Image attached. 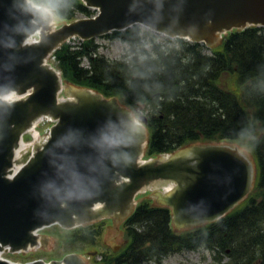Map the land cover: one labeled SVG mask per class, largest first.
<instances>
[{"label": "water", "instance_id": "obj_1", "mask_svg": "<svg viewBox=\"0 0 264 264\" xmlns=\"http://www.w3.org/2000/svg\"><path fill=\"white\" fill-rule=\"evenodd\" d=\"M82 1L98 15L50 31L53 17L47 9L29 0H0V97L30 91L23 100L0 101V244L12 251L33 245L37 233L31 231L43 226L70 229L101 218L121 220L141 188L175 183L172 192L160 196L180 229L222 218L252 189V162L237 146L195 144L140 160L145 118L138 121L115 97L85 88L70 86L65 94L72 100L58 101L61 78L43 59L70 36L88 40L133 25L216 46L219 33L264 27V0ZM36 30L39 42L23 46ZM41 114L57 119L51 137L32 158L23 157V168L10 180L16 169L6 171L12 150L15 158L20 136L30 140L29 124L32 131L36 119H49ZM52 264L87 262L69 254Z\"/></svg>", "mask_w": 264, "mask_h": 264}, {"label": "trees", "instance_id": "obj_2", "mask_svg": "<svg viewBox=\"0 0 264 264\" xmlns=\"http://www.w3.org/2000/svg\"><path fill=\"white\" fill-rule=\"evenodd\" d=\"M32 1L49 8L57 23L92 15L81 0ZM102 38L123 43L122 56L106 58L90 39L75 49L62 44L55 66L65 84L116 97L143 114L144 159L193 144H238L250 147L255 183L248 199L223 218L179 231L168 208L140 202L123 222L121 250L98 251L95 264H164L172 255L199 250L209 254L207 264H264V28L234 30L212 47L160 40L138 25ZM104 225L46 233L80 252L97 245Z\"/></svg>", "mask_w": 264, "mask_h": 264}, {"label": "rangeland", "instance_id": "obj_3", "mask_svg": "<svg viewBox=\"0 0 264 264\" xmlns=\"http://www.w3.org/2000/svg\"><path fill=\"white\" fill-rule=\"evenodd\" d=\"M79 18L81 16H78ZM62 25V23H57L56 21L54 22L55 27H59ZM156 36L159 37L160 40H163V38H166L165 36L161 34L154 33ZM220 39V38H219ZM221 41V39H220ZM96 43L99 45V52L100 54L104 55L106 58L109 59H117L122 56L125 50V46L123 43H121L119 40H108L106 38H96ZM71 85L68 84L64 88V93L67 89H69ZM135 114V113H133ZM140 113H136L135 117L137 120L140 121V118L138 117ZM45 127L41 128V133L45 132L46 129ZM226 144H230L227 143ZM232 146H237L240 150H242L249 158L251 161L254 162L253 160V155L250 151V147L246 149L243 146H239L238 144H230ZM144 158V157H143ZM146 191V192H144ZM164 194L161 191V188L159 186L157 187H152V188H147V189H142L139 191V196L136 198V202L140 201L141 199L143 200H154V203L156 205H161V196ZM136 202H134V206L136 205ZM108 220L107 222V227L104 229V232L102 233L101 237L98 240V243L95 247H83V249L80 252H75L78 254L84 261L87 262V264H94L96 262V259L94 256H89L88 253L90 251H108V252H114L118 251L122 246L125 244V236L123 234V227H122V221L118 219H113V218H105V220ZM111 225V226H109ZM109 226V227H108ZM179 229L177 230H184L187 229ZM44 234H47L45 231H43ZM72 247L77 248V245L74 246H68L65 247L61 242L59 241V238L56 237H49L46 238V241L42 247H40L37 252H33L30 255H25L24 257H30L36 258V257H43L44 259H47L48 261L51 260H59L65 253L72 251ZM73 252V251H72ZM204 255V256H203ZM9 258L11 259H17L21 260L23 257L18 256V255H9ZM28 259V258H27ZM211 261L209 254H205L203 250L199 251H185L180 254L172 255L164 260V264H207Z\"/></svg>", "mask_w": 264, "mask_h": 264}, {"label": "bare ground", "instance_id": "obj_4", "mask_svg": "<svg viewBox=\"0 0 264 264\" xmlns=\"http://www.w3.org/2000/svg\"><path fill=\"white\" fill-rule=\"evenodd\" d=\"M29 93H30V91H28L25 95H21V94H18L16 92H12V93L6 94L4 96H1L0 101H3V102L20 101V100L25 99ZM41 122H49V119H36L34 129L32 131H28V133L31 136L30 141H28V142H25L24 140L19 141L14 160H17L21 155H23L24 153H26L27 151H29L30 149L35 147L36 144H38L39 148H41L45 145L48 138H45L44 140L40 141V136H39V129L38 128H39L40 124H42ZM138 126H139V124H138ZM140 160H141V158H140ZM142 164H144V163H142ZM16 169H18V167H16ZM14 172H15V170H11L10 180L13 179ZM161 187L165 188L166 190H172L171 185H168V184L162 185ZM39 231L40 230H37L38 233H39Z\"/></svg>", "mask_w": 264, "mask_h": 264}]
</instances>
